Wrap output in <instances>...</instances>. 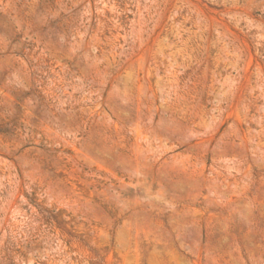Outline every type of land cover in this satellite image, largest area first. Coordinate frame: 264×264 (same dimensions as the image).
Wrapping results in <instances>:
<instances>
[{"label":"rangeland","instance_id":"1","mask_svg":"<svg viewBox=\"0 0 264 264\" xmlns=\"http://www.w3.org/2000/svg\"><path fill=\"white\" fill-rule=\"evenodd\" d=\"M0 264H264V0H0Z\"/></svg>","mask_w":264,"mask_h":264}]
</instances>
